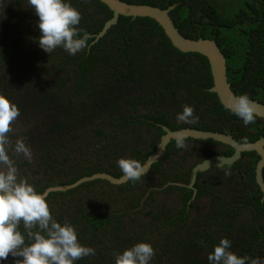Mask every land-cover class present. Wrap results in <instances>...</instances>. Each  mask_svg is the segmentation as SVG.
<instances>
[{"label":"trees","instance_id":"16d2710c","mask_svg":"<svg viewBox=\"0 0 264 264\" xmlns=\"http://www.w3.org/2000/svg\"><path fill=\"white\" fill-rule=\"evenodd\" d=\"M119 1L174 7L169 16L184 38L219 48L231 92L264 105V0L247 2L228 20L208 0ZM65 2L81 13L78 27L92 36L90 47L75 55L40 48L39 18L27 0H0V94L20 111L9 136L13 142L23 137L33 153L30 162L12 158L38 193L97 174L120 179L117 161L144 166L165 130L228 135L241 146L264 138L263 119L245 126L211 92L207 58L179 51L155 20L119 16L98 37L113 12L99 0ZM245 23L248 29L240 27ZM234 26L246 36L244 55L221 31ZM185 104L197 123L176 119ZM185 143L178 149L170 140L138 181L93 179L45 196L54 219L71 223L81 245L96 250L74 264H115L114 254L140 242L154 249L150 264H209L208 254L225 238L238 256L264 259V199L255 178L260 156L243 152L232 165L198 172L191 187L197 165L229 158L234 149L211 139ZM20 231L26 235L23 224ZM15 259L10 254L0 264Z\"/></svg>","mask_w":264,"mask_h":264},{"label":"clouds","instance_id":"9594fccd","mask_svg":"<svg viewBox=\"0 0 264 264\" xmlns=\"http://www.w3.org/2000/svg\"><path fill=\"white\" fill-rule=\"evenodd\" d=\"M27 2L39 18L38 44L46 53L62 47L75 55L90 47L88 42L92 36L78 27L82 16L70 3L65 0ZM182 107L176 119L186 124L197 123L194 108L187 104ZM229 107L245 126L255 123V105L247 94L232 96ZM19 116L17 105L0 94V260H6L11 254L16 257L14 264H74L89 255L95 256L94 248L78 241L75 227L69 222L63 225L57 222L44 195L20 176L12 157H23L30 162L33 153L23 137L14 142L10 139L9 134L14 132L12 126ZM175 136L176 147L186 148L184 134L177 132ZM242 143H247V137L242 138ZM117 164L130 181H138L145 174V167L137 160L120 158ZM21 224L26 235L20 231ZM201 246H204L203 241ZM230 248V241L221 239L207 256L209 264H264V259L240 257ZM114 255L115 264H150L155 252L151 244L140 242Z\"/></svg>","mask_w":264,"mask_h":264},{"label":"water","instance_id":"95a60500","mask_svg":"<svg viewBox=\"0 0 264 264\" xmlns=\"http://www.w3.org/2000/svg\"><path fill=\"white\" fill-rule=\"evenodd\" d=\"M105 4L112 12L113 18L108 21L98 37H101L105 32L110 28V26L116 24L119 16L137 18V17H147L155 20L163 29L166 36L171 41L172 45L183 53H198L207 58L212 74L213 86L211 92L215 93L221 105L230 110L229 101L234 94L230 90V86L227 82L226 77V63L225 58L216 44L208 40H190L184 38L174 26L172 20L170 19L169 12L174 8L170 7L166 10H161L156 7L145 6V5H130L119 0H99ZM255 105L256 115L260 119L264 120V105L253 101ZM231 111V110H230ZM166 134L162 137L161 143L158 146L157 150L148 158L144 167L145 173L148 172L150 166L157 161L158 157L170 142V140H175V134L177 132H169L165 130ZM184 134L186 138L198 139V140H207L211 139L214 141L221 142L223 144L229 145L234 149V154L229 157H212L208 160H205L203 163L197 165L192 171V181L191 187L194 183L196 174L198 172L206 171L212 167H222L225 165H232L236 162L243 152L255 151L259 156L260 160L256 165L255 178L256 182L263 193L264 199V183L262 179V169L264 167V138L259 139L257 142L248 145H238L230 136L212 133V132H201L195 130H182L179 131ZM93 179H105L112 184H122L125 183L128 179L125 176H122L120 179H114L106 174H97L90 178H83L79 182L75 183L73 186L63 187V188H52L48 189L44 197L53 191H64L71 187H75L78 184L90 181Z\"/></svg>","mask_w":264,"mask_h":264},{"label":"rangeland","instance_id":"374dc122","mask_svg":"<svg viewBox=\"0 0 264 264\" xmlns=\"http://www.w3.org/2000/svg\"><path fill=\"white\" fill-rule=\"evenodd\" d=\"M217 10L219 16L223 20L232 19L240 10L245 9V4L251 0H208ZM242 29H248L249 24L245 23L240 26ZM239 26H234L231 29L221 28L224 35L228 36L234 45L235 51L241 55H244L246 51V36L240 32Z\"/></svg>","mask_w":264,"mask_h":264}]
</instances>
